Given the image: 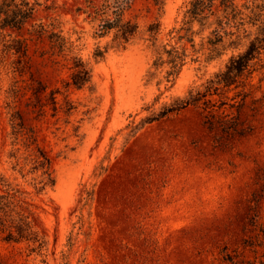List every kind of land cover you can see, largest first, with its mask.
Segmentation results:
<instances>
[{"label": "rangeland", "instance_id": "1", "mask_svg": "<svg viewBox=\"0 0 264 264\" xmlns=\"http://www.w3.org/2000/svg\"><path fill=\"white\" fill-rule=\"evenodd\" d=\"M37 1L32 24H55L72 52L52 56L48 39L25 33L23 56L0 35V193L9 185L31 205L43 242L0 233V264H264V68L244 101L241 89L226 95L236 135L210 130L196 107L147 124L232 54L208 61L209 31L182 30L191 0L136 1L127 44L116 30L96 35L99 23L78 12L86 0ZM165 46L189 55L170 81L169 66H154ZM72 57L91 69L82 89L67 84Z\"/></svg>", "mask_w": 264, "mask_h": 264}, {"label": "trees", "instance_id": "2", "mask_svg": "<svg viewBox=\"0 0 264 264\" xmlns=\"http://www.w3.org/2000/svg\"><path fill=\"white\" fill-rule=\"evenodd\" d=\"M138 0H86V8L78 12L87 14L93 22H98L96 35L105 37L112 31H117V38L127 44L137 33L138 25L125 20V13ZM154 5L162 8L164 0H153ZM37 0H0V35L7 40L8 52L27 56L29 45L24 37L28 33L36 40L48 39L51 44L52 56L66 58L72 52L71 44L57 31L55 24H32L35 21ZM198 23L204 31H209L202 49L208 51L207 60L220 59L226 52L231 51L224 68L206 82L203 89H192L187 97L178 98L172 104L165 105L157 113L147 118L145 123H153L178 115L189 107L202 108L208 115L205 124L210 130L219 129L224 135L233 136L240 133L237 119L225 113L227 94L238 91L237 96L243 95V101L249 94H245L247 82L253 74L264 68V0H191L185 14V33L190 32V26ZM30 26V29L27 27ZM152 32L154 29H151ZM17 33L18 37H13ZM173 33V32H171ZM193 34V33H192ZM187 37V35H185ZM185 37L179 36V40ZM203 39V40H204ZM193 48L195 42L192 36L187 38ZM102 54V53H99ZM164 55L167 60H164ZM188 50L185 46H165L154 63L157 69L169 66L167 79L176 78L187 64ZM71 82L68 87L82 89L91 81V69L78 57L71 58ZM172 81V80H171ZM19 90L17 89V92ZM52 94L53 102L57 105ZM215 96L220 99L216 101ZM221 111L220 114H217ZM18 125H14L17 129ZM32 138H36L35 135ZM35 141V139H34ZM6 193H0V233L5 242H29L39 244L43 242L35 230L38 218L31 210V205L22 200L19 192L9 185Z\"/></svg>", "mask_w": 264, "mask_h": 264}]
</instances>
